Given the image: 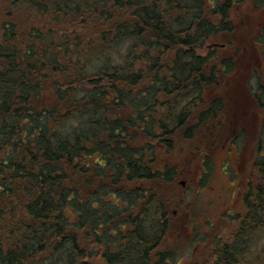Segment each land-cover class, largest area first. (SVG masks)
Listing matches in <instances>:
<instances>
[{"label":"trees","instance_id":"obj_1","mask_svg":"<svg viewBox=\"0 0 264 264\" xmlns=\"http://www.w3.org/2000/svg\"><path fill=\"white\" fill-rule=\"evenodd\" d=\"M245 1L7 0L0 264L168 263L180 196L167 152L201 142L193 150L203 156L227 138L226 99L212 91L239 57L214 39L228 35L238 49L233 14ZM211 40L219 50L202 53ZM255 44L264 52V22ZM262 150L264 120L244 210L229 216L238 220L230 237L214 231L196 264H264Z\"/></svg>","mask_w":264,"mask_h":264},{"label":"rangeland","instance_id":"obj_2","mask_svg":"<svg viewBox=\"0 0 264 264\" xmlns=\"http://www.w3.org/2000/svg\"><path fill=\"white\" fill-rule=\"evenodd\" d=\"M7 5V0H0V11L8 8ZM233 17L236 28L232 34L234 41H239L238 49L234 51L228 45V35L214 39L216 46L220 42L221 47H225L220 50L221 54L239 57L230 73L219 76L217 87L212 91L226 99L227 121L223 115L217 121H225L222 124L228 136L208 149V153L203 156L193 150L200 147L201 142H191L188 146L182 145L184 148L181 150L167 152V161L175 163L178 169L176 192L180 196V202L174 201L169 210L172 215L171 226L164 248L175 253L171 254L167 264L202 262L204 256H209L208 243H213L209 238L215 234L214 231L221 233V241L230 237L238 220L229 216L244 210L246 183L250 177L256 176L253 161L257 156L256 146L264 110L257 105L253 95L256 91L258 96L264 98V89L258 86L257 80V77L264 78V52L259 50V45H254V35L264 22V9L257 6L254 0H246L235 7ZM213 45L201 52L206 54L209 47L214 51L219 50V46L211 47ZM205 128L211 131V126ZM261 153L260 156H264L263 150ZM109 198L110 195L103 193L97 196L99 202ZM189 239L193 241L188 244Z\"/></svg>","mask_w":264,"mask_h":264},{"label":"flooded vegetation","instance_id":"obj_3","mask_svg":"<svg viewBox=\"0 0 264 264\" xmlns=\"http://www.w3.org/2000/svg\"><path fill=\"white\" fill-rule=\"evenodd\" d=\"M188 243H191V241H188Z\"/></svg>","mask_w":264,"mask_h":264},{"label":"bare ground","instance_id":"obj_4","mask_svg":"<svg viewBox=\"0 0 264 264\" xmlns=\"http://www.w3.org/2000/svg\"><path fill=\"white\" fill-rule=\"evenodd\" d=\"M110 210V209H109ZM91 214V213H90Z\"/></svg>","mask_w":264,"mask_h":264}]
</instances>
